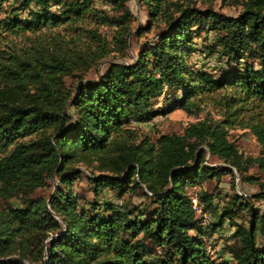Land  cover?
Here are the masks:
<instances>
[{
  "label": "trees",
  "instance_id": "obj_1",
  "mask_svg": "<svg viewBox=\"0 0 264 264\" xmlns=\"http://www.w3.org/2000/svg\"><path fill=\"white\" fill-rule=\"evenodd\" d=\"M109 1L121 13L115 19L95 0H0V38L88 21L116 27L118 51L126 53L133 13L126 0ZM142 1L151 22L141 33L158 32L133 62L110 63L97 80H84L105 53L96 29L86 33L97 52L71 55L54 43L34 46L35 57L0 55V264H217L204 237L241 212L250 226H237L232 257L264 264V191L234 194L208 225L198 218L201 207L217 208L190 192L235 173L251 180L244 174L254 167L264 172V123L246 126L261 145L258 157H244L230 140L245 111L264 107V0H237L236 17L182 0ZM26 11L27 18L17 13ZM211 32L214 51L236 66L218 77L187 62L195 39ZM67 77H77L71 87ZM213 103H221V118L207 114L182 134L154 141L133 126L177 110L199 114ZM208 155L224 166L209 164ZM81 165L92 171V202L75 191ZM55 179V191L42 195ZM106 191L119 199L142 191L150 212L99 201Z\"/></svg>",
  "mask_w": 264,
  "mask_h": 264
},
{
  "label": "rangeland",
  "instance_id": "obj_2",
  "mask_svg": "<svg viewBox=\"0 0 264 264\" xmlns=\"http://www.w3.org/2000/svg\"><path fill=\"white\" fill-rule=\"evenodd\" d=\"M72 1V0H63ZM184 2L192 3L201 9L213 7L216 11L221 12L229 17H236L242 10V7L236 5L237 0H182ZM239 1V0H238ZM95 8L101 10L111 18H117L120 16L115 7L109 0H95ZM126 5L133 13V20L131 23V33L128 36V49L126 53L118 51L116 36L117 28L111 25H99L94 22L83 21L75 25L62 26L55 29H45L35 35L31 33L15 36L12 34H5L0 38V55L9 56L14 55L18 57L27 56V54H34L33 47H38L39 44L46 45L50 48L57 44L58 47L63 48L64 52L74 54H87L91 51H99V47L94 40L87 37V30L96 29L105 41V53L103 58L97 60V64L92 67L85 75L84 80H97L98 77L106 70L108 65L113 62H128L131 63L136 58L140 46L146 41L152 40L155 34L158 32L159 27L154 26L150 32H142L141 28H145L151 18L148 14V9L144 5L142 0H126ZM60 9L54 7L53 11H59ZM20 17L27 18L28 12L19 13ZM155 22H161L156 20ZM31 39V41H30ZM217 40L216 33H202L194 41V52L188 56L187 62L189 66L204 67L206 70L212 72L217 77L223 72L233 69L235 65H228L226 59H220L218 53L214 51V46ZM34 43V44H33ZM214 64V66H212ZM258 67L260 63L256 61ZM77 80V77L65 78L66 85L71 87ZM219 100L222 95L218 96ZM222 100V99H221ZM222 102V101H220ZM164 98L159 99L154 107L155 110L160 109L163 106ZM223 107L221 103L210 104L206 109L199 114L189 115L185 111L177 110L167 116L157 117L150 123L134 124L137 128L140 136H149L154 141L158 140L159 136L163 134L177 133L182 134L189 124L195 123L206 117L207 114L210 117L218 120L221 118V112ZM251 119L255 122L264 123V107L253 108L247 110L243 114V123L230 129V140L235 142L239 152L246 158H256L260 155L261 145L258 142L254 134L246 127L250 124ZM207 162L213 166H224L221 160L215 157L207 156ZM96 166V165H95ZM79 170L82 171L81 178L75 183V191L87 202L95 200L92 184L87 180L88 176H91L92 171L84 166H79ZM95 174H98L97 170H93ZM244 176L251 178V180H241L237 173L235 176H225L221 182L210 181L200 187L190 190L191 195L196 198L199 194L200 198L209 196L212 199L213 206L217 208L215 212L210 211L206 206L201 207L198 213V218L206 225L217 221L223 209L229 202V199L234 194H245L247 196H253L261 191H264V172H261L257 167L248 170ZM59 185L58 179L49 182V186L40 191L42 195L50 196ZM99 201H110L115 204L123 202L124 206H127L130 210L138 213L140 210L145 214L150 212L149 199H147L142 191L136 193H129L124 198L119 199L115 193L106 191L99 198ZM255 207L259 208L261 205L259 202L253 201ZM199 203H194L195 207H198ZM147 210L145 211V208ZM203 209V213H202ZM139 210V211H137ZM237 226H250V219L246 212L237 213L231 217H227L224 225L215 231L210 232L204 237V241L211 258L217 264H236L232 257V248L239 246V241L233 238V234L237 229ZM264 242V239H262Z\"/></svg>",
  "mask_w": 264,
  "mask_h": 264
},
{
  "label": "built area",
  "instance_id": "obj_3",
  "mask_svg": "<svg viewBox=\"0 0 264 264\" xmlns=\"http://www.w3.org/2000/svg\"><path fill=\"white\" fill-rule=\"evenodd\" d=\"M212 66H214V64H212ZM197 200L196 199H194V203L196 202Z\"/></svg>",
  "mask_w": 264,
  "mask_h": 264
}]
</instances>
